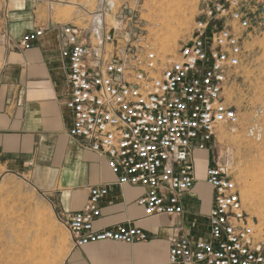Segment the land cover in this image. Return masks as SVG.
Here are the masks:
<instances>
[{"label": "built area", "instance_id": "2783aa9c", "mask_svg": "<svg viewBox=\"0 0 264 264\" xmlns=\"http://www.w3.org/2000/svg\"><path fill=\"white\" fill-rule=\"evenodd\" d=\"M137 3L122 16L113 13L114 0H95L84 24L61 26L67 133L102 156L114 176L90 186L82 208L66 216L72 248L149 238L131 220L95 225L111 185L144 189L136 200L141 219L183 215L182 199L199 180L196 154L211 149L223 131L240 128L229 91L239 86L246 64L251 19L244 2H203L189 35L166 56L146 37ZM42 33V27L25 31L16 45L30 49ZM202 181L212 193L204 234L173 237L168 263L264 264V218L246 209L231 162L208 161Z\"/></svg>", "mask_w": 264, "mask_h": 264}, {"label": "crops", "instance_id": "0c3cea01", "mask_svg": "<svg viewBox=\"0 0 264 264\" xmlns=\"http://www.w3.org/2000/svg\"><path fill=\"white\" fill-rule=\"evenodd\" d=\"M90 4L91 0H7V32L12 44L4 47L0 61V166L15 172L30 167L37 186L58 198L65 218L82 208L90 186L114 181L104 158L67 133L70 117L65 107L68 89L60 30L67 22L84 24ZM65 7L74 9L64 14ZM37 27L43 33L32 48L16 45L22 33ZM196 155L201 162L204 152ZM198 189L204 191L203 197ZM143 191L139 186L111 185L101 200L95 225L109 227L131 220L149 232L147 240L70 247L63 264H169L171 239L196 234L197 217L206 222L211 190L200 177L182 199L183 215L141 219L136 200ZM187 197L195 198V203L185 205Z\"/></svg>", "mask_w": 264, "mask_h": 264}, {"label": "rangeland", "instance_id": "374dc122", "mask_svg": "<svg viewBox=\"0 0 264 264\" xmlns=\"http://www.w3.org/2000/svg\"><path fill=\"white\" fill-rule=\"evenodd\" d=\"M136 1L146 37L159 55L166 56L176 53L179 41L190 33L197 7L207 0ZM241 1L249 12L251 29L245 40L246 64L239 71V86L229 91L240 116V128L236 134L223 131L218 142L204 152L203 163L198 162L197 169L200 178L208 161L231 162L246 209L264 218V0ZM114 2L113 13L123 12L122 16L135 4V0ZM94 5L95 0H91L89 9ZM73 9L65 7L64 14ZM7 13V0H0V61L4 47L12 44ZM28 168L15 172L0 166V264H63L71 247L63 224L65 216L58 198L39 188ZM198 191L203 197L204 191ZM194 199L187 197L183 202L189 206ZM195 223L193 230L201 237L205 220L197 217Z\"/></svg>", "mask_w": 264, "mask_h": 264}, {"label": "bare ground", "instance_id": "6f19581e", "mask_svg": "<svg viewBox=\"0 0 264 264\" xmlns=\"http://www.w3.org/2000/svg\"><path fill=\"white\" fill-rule=\"evenodd\" d=\"M201 163H203V161H202V160H201ZM254 185H255V184H254ZM251 187H252V186H251ZM256 187H257V186L255 185V189H256ZM256 191H257V190H256ZM258 191H259V190H258ZM260 192L262 193V190H261ZM261 193H260V194H261Z\"/></svg>", "mask_w": 264, "mask_h": 264}]
</instances>
